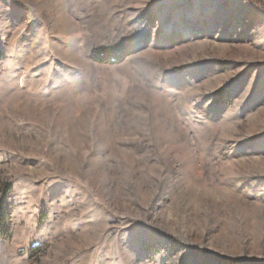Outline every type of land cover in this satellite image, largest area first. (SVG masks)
I'll use <instances>...</instances> for the list:
<instances>
[{
	"label": "rangeland",
	"instance_id": "1",
	"mask_svg": "<svg viewBox=\"0 0 264 264\" xmlns=\"http://www.w3.org/2000/svg\"><path fill=\"white\" fill-rule=\"evenodd\" d=\"M0 214V264H264V0H0Z\"/></svg>",
	"mask_w": 264,
	"mask_h": 264
},
{
	"label": "trees",
	"instance_id": "2",
	"mask_svg": "<svg viewBox=\"0 0 264 264\" xmlns=\"http://www.w3.org/2000/svg\"><path fill=\"white\" fill-rule=\"evenodd\" d=\"M127 44L128 43H125V45H123V46H127ZM115 52V51H114ZM107 53H110V52H107ZM100 53L99 52H96L95 53V57L97 58V59H103V57H100V55H99ZM111 57H107V59H110ZM120 59V57H117V60H119ZM4 222H5V219H4V217L3 216H1V214H0V230H1V228H2V226H3V224H4Z\"/></svg>",
	"mask_w": 264,
	"mask_h": 264
}]
</instances>
